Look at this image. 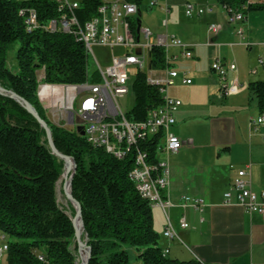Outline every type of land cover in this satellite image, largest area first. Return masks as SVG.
I'll list each match as a JSON object with an SVG mask.
<instances>
[{"label":"trees","instance_id":"16d2710c","mask_svg":"<svg viewBox=\"0 0 264 264\" xmlns=\"http://www.w3.org/2000/svg\"><path fill=\"white\" fill-rule=\"evenodd\" d=\"M139 9L144 0H125ZM226 12H241L244 22L252 12H264V0H215ZM78 11L84 23L97 15L102 0H82ZM34 8L41 22L58 16L52 0H0V86L27 100L51 128L59 152L74 159L73 197L80 203L83 239L91 248L89 264H130L132 249L142 264H196L163 256L161 236L154 229L153 209L129 179L133 156L118 160L89 145L77 131L53 122L38 96L39 76L51 86H78L95 68L84 45L72 35L37 30L28 33L21 9ZM137 19L133 23L137 31ZM16 50L17 68L8 67V53ZM154 68L165 67V51L152 50ZM248 90L264 109V82ZM136 103L128 119L141 122L161 105L159 91L139 73L132 87ZM157 143L146 144L150 161L157 160ZM64 162L54 156L44 130L14 100L0 96V233L8 238L7 264H78V247L71 215L63 210L57 186Z\"/></svg>","mask_w":264,"mask_h":264},{"label":"crops","instance_id":"0c3cea01","mask_svg":"<svg viewBox=\"0 0 264 264\" xmlns=\"http://www.w3.org/2000/svg\"><path fill=\"white\" fill-rule=\"evenodd\" d=\"M169 1L148 0L145 10L155 2L154 6H159L165 16L162 13V17L157 16V25L149 29L156 35L176 37L192 53V58L187 60L180 56L179 49L172 50L179 56L173 67L180 76L169 89V95L182 102L176 114L177 123L171 129L181 140L182 148L166 160L170 181L168 195L174 204L169 216L182 242L162 237L166 218L160 208L153 209L154 229L161 236L162 248L169 249L167 258L171 260L195 262L197 257L207 264H264V218L246 214L236 205H222L224 193L232 190L237 170L248 169L253 191L264 192V137L261 131L250 130L251 120L257 119L264 109L260 111L257 98L248 90L250 83L264 82V67L258 61L263 53L264 28H254L249 16L243 26L244 41H241L229 20L216 23L218 12L213 6L212 15L200 18L185 15L187 4L211 6L209 0H174L172 9ZM141 9L138 19L142 17ZM223 14L227 19L225 10ZM212 24L221 27L217 36L208 32ZM141 26L146 27L142 22ZM222 47L229 52L221 53ZM241 48L243 56L237 52ZM217 59L235 62L237 73L233 77L241 86L237 94L224 96L221 93L220 79L212 71ZM185 63H192V66H184ZM177 64L182 65L179 70ZM254 70L255 75L251 74ZM183 74L191 80L190 85L184 84ZM43 75L42 72L39 78ZM195 97L201 99L198 105L193 103ZM41 100L44 106L49 103L48 97H41ZM184 196L202 198L207 206L202 213L181 208ZM182 218L189 224L188 229L180 227Z\"/></svg>","mask_w":264,"mask_h":264},{"label":"built area","instance_id":"2783aa9c","mask_svg":"<svg viewBox=\"0 0 264 264\" xmlns=\"http://www.w3.org/2000/svg\"><path fill=\"white\" fill-rule=\"evenodd\" d=\"M55 2L58 16L48 22H41L36 9H21L27 21L29 31L37 30L50 33H63L72 35L84 45L97 74V80L90 79L87 83L78 86H51L39 78L40 86L38 96L48 97L49 103L45 108L51 118L67 128L77 131L82 127L84 138L92 144L104 148L118 160H124L129 155L133 156V168L129 179L135 185L141 197L146 200L152 209L160 208L166 218V226L162 237L167 240L181 239L174 230L169 216V210L174 204L169 199L168 190L169 166L167 161L161 160L177 154L182 148L181 140L171 132L177 123L176 114L182 102L169 95V89L175 84L180 73L173 67L178 55L172 52L179 49L180 56L190 60L192 53L187 45L176 37L169 35H155L149 28L142 27L139 34L134 33L132 25L138 19L139 8L125 0L108 3L102 0L97 10V15L91 20L82 23L78 17L80 2L72 0H52ZM156 3L152 2L150 7ZM212 6H197L187 4L185 15L189 18L212 15ZM234 26L235 35L244 41L243 28L244 16L241 12H232L228 18ZM221 27L212 24L208 32L217 36ZM139 37V40L137 39ZM246 47L248 44L244 43ZM162 48L165 51V67L154 68L152 64L153 48ZM94 48H104L111 52L110 66L104 72L94 53ZM140 50V54L137 51ZM116 51H119L116 53ZM151 53V67L148 68V53ZM259 65L264 67L263 53L259 58ZM212 71L220 79V91L224 96L237 94L241 86L234 74L237 73L235 62H224L220 59L212 64ZM139 73H145L149 86L159 91L162 103L153 109L146 120L133 122L128 119L118 100L128 96ZM255 75L256 71H251ZM184 84L190 85L191 80L182 75ZM60 90H62L60 92ZM43 99V98H42ZM42 101V100H41ZM77 104V105H76ZM252 132L261 131L264 137V111L257 119L250 122ZM157 143V160L154 164L150 161L149 153L144 150L146 144ZM233 170V167H231ZM223 206H238L246 214H257L264 218V192L253 191L248 169L236 171L232 190L223 195ZM181 208H191L202 213L207 204L202 198L182 197L179 205ZM203 221V220H202ZM180 227L188 229L189 224L185 218L180 220ZM6 237L0 233V240ZM8 251V242L0 247V262ZM163 256L167 257L168 248H162ZM196 264H207L195 257Z\"/></svg>","mask_w":264,"mask_h":264},{"label":"rangeland","instance_id":"374dc122","mask_svg":"<svg viewBox=\"0 0 264 264\" xmlns=\"http://www.w3.org/2000/svg\"><path fill=\"white\" fill-rule=\"evenodd\" d=\"M108 1V0H107ZM174 0H170L168 3L170 4V9H172V5L171 3ZM148 0L144 1V4L142 6L141 9V13H142V17L140 19V21L142 22V24L148 28L151 29L152 26H156L157 25V16H161L162 17V12H160V7L159 6H153V7H149L147 10H145V8L147 7ZM209 4L211 6H213L215 8V10L218 12V14L215 17L216 23H223V22H227L226 20H228V16L227 19L225 17V15L223 14V8L218 5L215 0H209ZM163 6H165V4H162ZM161 5V6H162ZM162 13V14H161ZM164 15V14H163ZM218 15H221V17H217ZM165 16V15H164ZM251 17V21H252V25L254 28L256 29H263L264 28V14H259V12H252L248 15V17ZM165 19V18H164ZM162 21V20H161ZM247 24V20L242 24L243 26ZM225 25V24H224ZM163 31H165L164 28H162ZM153 32V31H152ZM154 33V32H153ZM155 34V33H154ZM156 35V34H155ZM263 39V38H261ZM217 41V40H216ZM16 50L17 48L12 49L9 53H8V67L10 69H16L17 68V59H16ZM119 51H116V53H118ZM229 52L228 49L226 47H222L221 48V53H227ZM237 52H240V54H242L243 56V49H239ZM93 53L101 67V69L105 72L107 67L110 66V56H111V52L108 49H104V48H94L93 49ZM245 57V55H244ZM92 58H90V68L92 69ZM195 62V61H193ZM184 66L190 67L192 66V63H185L183 64ZM179 66H182L181 64H177L176 69L179 70ZM200 66L205 67L206 64H201ZM193 81V80H192ZM196 81L194 80V85H195ZM62 90H60L61 92ZM201 99L199 97H195V99L193 100V103L198 105L200 103ZM119 105L122 109V111L127 114L129 113L132 108L135 106L136 103V99H135V95L133 94V92H131L128 96L124 97V98H120L118 100ZM77 105V104H76ZM247 111V109H246ZM246 111H242V113L245 115ZM47 112V116L48 118H50L53 122L57 123L55 120H53V118H51L49 112L46 110ZM256 112V110H255ZM250 117V116H249ZM62 125V124H61ZM161 160H167L166 157H161ZM62 184V185H61ZM63 185H64V181L61 180L58 183L57 186V197H58V203L60 205V207L66 211L67 215H71L70 212V207H69V203L64 195L63 192ZM2 234V233H1ZM8 241V238L6 237L5 241L0 240V247H2L6 242ZM129 255H130V264H142V261L138 258L137 254L132 250H128ZM0 264H7V260H6V254L3 256V259L1 260ZM78 264H81L80 258L78 259Z\"/></svg>","mask_w":264,"mask_h":264},{"label":"water","instance_id":"95a60500","mask_svg":"<svg viewBox=\"0 0 264 264\" xmlns=\"http://www.w3.org/2000/svg\"><path fill=\"white\" fill-rule=\"evenodd\" d=\"M141 28V21L139 19L138 26H137V34H139V30ZM139 40V37L137 38ZM137 54H140V50L137 51ZM148 68L151 67V53H148ZM0 96L10 98L14 100L17 104H19L23 109L30 114L37 124L40 126L42 130H44L46 134V139L48 142V147L51 153L56 156L59 160L64 162V173L62 175V180L64 181L63 185V192L69 204L73 207L75 211V215L72 218V224L75 230V241L78 247V255L81 261V264H89L91 259V248L87 245V240L83 239L84 233V222L82 217V208L80 203L73 197L72 194V181L76 172V165L74 159L62 154L56 148L53 138L51 128L49 127L48 123L44 121L40 115L38 114L37 110L24 98L19 96L18 94L14 93L13 91H8L0 86ZM77 132L84 136V131L82 127L77 128ZM67 186L69 190L67 189ZM83 229V232L81 231Z\"/></svg>","mask_w":264,"mask_h":264},{"label":"bare ground","instance_id":"6f19581e","mask_svg":"<svg viewBox=\"0 0 264 264\" xmlns=\"http://www.w3.org/2000/svg\"><path fill=\"white\" fill-rule=\"evenodd\" d=\"M25 25H26V28H27V31H28V33H31L30 31H29V26H27V21H25ZM86 140V142L89 144V145H91V146H93V147H96V148H100V147H98V145H95V144H92V142H88V140L87 139H85ZM102 149H104V148H102ZM106 151V150H105ZM107 152V151H106ZM62 185V184H61ZM67 189L69 190V188H68V186H67ZM81 231L83 232V229L81 228Z\"/></svg>","mask_w":264,"mask_h":264}]
</instances>
